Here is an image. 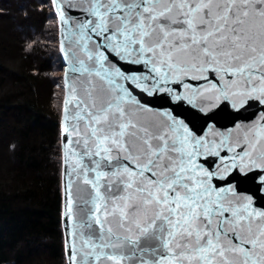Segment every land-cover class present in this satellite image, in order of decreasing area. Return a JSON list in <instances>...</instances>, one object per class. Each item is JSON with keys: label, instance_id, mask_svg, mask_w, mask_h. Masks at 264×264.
Instances as JSON below:
<instances>
[{"label": "snow or ice", "instance_id": "6c2138e0", "mask_svg": "<svg viewBox=\"0 0 264 264\" xmlns=\"http://www.w3.org/2000/svg\"><path fill=\"white\" fill-rule=\"evenodd\" d=\"M53 4L68 25L64 0ZM67 4L84 56L74 63L61 43L79 74L69 83L66 73L63 112L75 136L64 145L70 264H264V211L223 186L233 170L264 169V117L235 142L209 139L169 112L141 119L151 110L136 98L264 104V0Z\"/></svg>", "mask_w": 264, "mask_h": 264}, {"label": "trees", "instance_id": "16d2710c", "mask_svg": "<svg viewBox=\"0 0 264 264\" xmlns=\"http://www.w3.org/2000/svg\"><path fill=\"white\" fill-rule=\"evenodd\" d=\"M62 72L50 0H0V264H67Z\"/></svg>", "mask_w": 264, "mask_h": 264}, {"label": "water", "instance_id": "95a60500", "mask_svg": "<svg viewBox=\"0 0 264 264\" xmlns=\"http://www.w3.org/2000/svg\"><path fill=\"white\" fill-rule=\"evenodd\" d=\"M53 11L56 15L57 26H58V46L59 53L61 57L62 65V88H63V103H62V113H61V150H62V227L64 233V249L66 263L70 264L69 256L70 250L67 246V242L70 239L69 232L71 230V224L68 222L65 211H66V182L68 176L66 173L69 171V167L65 165L64 157V145L69 142V140H74L75 136L65 135L63 128L65 126L63 121V112L65 108V96H66V86H65V76L67 73V81L69 83L76 82L78 73H74L69 70L68 60L65 59L64 53L61 52V43H63L66 51L69 52V57L73 58L75 63V53L76 57L83 59L84 56L79 52L74 45L72 44V28L73 21H76L80 18L79 12L74 8L69 12L67 0H64V11L66 17L69 18L68 25H62L60 21L59 12L53 4V0H50ZM83 0H73V3L76 4L77 8L82 4ZM119 66V65H117ZM131 67V70H137L140 66H128ZM128 70V69H126ZM121 71H124V68H121ZM83 79V77H81ZM97 87H99V81H96ZM139 90H137L138 92ZM83 95V93H81ZM135 96L136 93H133ZM138 100H141V103L144 107L149 108L151 111L149 113L141 114V119L144 120H156L159 121L160 117L154 115L155 113L169 112L172 116L177 119L183 120L188 128L193 131L197 136H206L209 139L218 136L219 134L228 135L231 133V139L235 142L238 138L243 137L245 130L248 127L253 125H259L261 123V117H264V104H261L258 100H250L242 108L234 109L231 106V103L228 101H220L216 107H211L207 103H201L199 100L195 101V106L189 104L187 100L175 101L167 93H157L154 96H148L143 94V97L136 96ZM251 105V107H249ZM204 108H210V111H202ZM69 110L71 114V106L69 105ZM74 121H69L68 126L71 128L74 125ZM80 131H84V125L81 123L79 125ZM74 146V145H73ZM79 150V149H77ZM237 151H240L238 148ZM214 159V158H209ZM69 166L74 165L76 157L72 156L71 153L68 157ZM211 163H214L212 161ZM211 163L209 166H211ZM219 164V161H216V165ZM213 165V168L216 167ZM208 167V165H205ZM234 177V178H233ZM261 177H264V169H253L246 172H239V170H233L229 173V179L227 183H223L224 187L234 188L238 196L241 197H251L252 206L257 210L264 211V181L261 180ZM72 179V193L75 197L77 194V180L76 176L73 174Z\"/></svg>", "mask_w": 264, "mask_h": 264}, {"label": "rangeland", "instance_id": "374dc122", "mask_svg": "<svg viewBox=\"0 0 264 264\" xmlns=\"http://www.w3.org/2000/svg\"><path fill=\"white\" fill-rule=\"evenodd\" d=\"M53 24V26H52ZM52 28V29H51ZM45 29L48 31L47 33H45V39H44V42L47 44V46H49V48L51 47V45H54L55 46V42L53 41V29H54V21L50 19L49 22H47L46 24V27ZM49 30H52L49 32ZM52 38H51V37ZM61 73L60 70L56 69V71L54 72L55 76H59ZM61 90H63L62 88V83H58L57 85V92H56V95H57V102L58 100H60L61 98Z\"/></svg>", "mask_w": 264, "mask_h": 264}]
</instances>
